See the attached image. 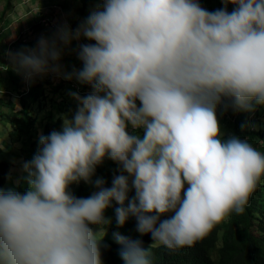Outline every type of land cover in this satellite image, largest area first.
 I'll use <instances>...</instances> for the list:
<instances>
[{
	"label": "clouds",
	"instance_id": "clouds-1",
	"mask_svg": "<svg viewBox=\"0 0 264 264\" xmlns=\"http://www.w3.org/2000/svg\"><path fill=\"white\" fill-rule=\"evenodd\" d=\"M221 4L102 0L75 29L56 25L15 54L28 76L54 72L91 91H70L75 111L39 137L22 164L27 188L0 189V264H102L113 202L117 225L134 217L153 241L144 248L114 232L124 264H154L152 247H190L245 211L264 178V151L225 136L217 111L264 105V0ZM81 37L95 43H79L82 66L63 71L64 48ZM105 158L119 173L110 186L94 178ZM80 181L93 186L89 196L71 192Z\"/></svg>",
	"mask_w": 264,
	"mask_h": 264
},
{
	"label": "trees",
	"instance_id": "trees-1",
	"mask_svg": "<svg viewBox=\"0 0 264 264\" xmlns=\"http://www.w3.org/2000/svg\"><path fill=\"white\" fill-rule=\"evenodd\" d=\"M199 2L202 7L209 11L217 9L215 0H199ZM12 4L13 0L6 2L4 7L6 10L0 13V69L5 71L4 75H6V81L9 84L18 85L26 82L27 78L29 82L35 78L36 85L33 89L30 88L26 94L18 87V90L12 93L13 97L9 99L0 97V189L11 188L23 192L27 188V183L23 179L26 175L22 170L23 162L32 159L39 147L41 135L46 136L52 130H59L62 124V116L70 117L72 115L76 109L77 101L69 93L76 91L80 95L79 89L82 85L78 84L75 78L65 79L54 72L23 77V69L20 68L17 61L18 69L15 68L11 60L12 57L9 56L11 49L16 50L17 53L34 48L40 37H47L41 31L46 28L55 30L57 27L45 25L46 21L44 20L47 19L49 22L55 20L52 15L34 16L31 20H34L35 23L22 28L15 41L12 38L13 41L6 44L3 41V33L6 30L5 22L8 21L6 12L12 7ZM58 5L63 10L62 5ZM83 9H80L79 14L84 12ZM71 19L74 20L73 17ZM10 26L11 32L9 30L8 32L12 36L13 25ZM25 34L27 39L24 38L26 37ZM33 36L35 37L33 38ZM69 57L64 56L59 62L69 59ZM61 65L62 70L66 71L67 69L63 67L67 64L61 63ZM31 94L35 95V99L32 100L27 97ZM254 110L222 112L218 109L217 119L221 125L226 124L230 130L225 133V136L233 132L241 138H247L254 146L261 147L260 151H264L263 127L257 126L259 137L255 133V124L258 116L264 113V105L259 107V112H255L257 117L253 113ZM250 113L252 114L251 118L247 116ZM107 159L105 158L102 164L97 165L94 178L95 176H102L105 179V186H110L113 174L119 173L106 169V166L110 167L109 163L113 166L116 165L112 163V160L107 161ZM16 165L20 172L13 171ZM69 188L77 197H87L94 190L92 185L86 184L84 181L70 184ZM263 188L264 178L251 192L242 214L230 213L225 219L213 225L208 233L195 241L192 246L177 250H168L162 245L152 247L154 264H264ZM115 206L117 205L113 202L112 208L108 207L104 211V215L109 217L111 222L103 227L106 229L105 233L112 235L110 237L104 235L99 242L102 264H124L120 256L123 246L113 238V233L117 232L113 211ZM125 224L119 225L118 230L127 231ZM91 227L95 231L99 226L91 225ZM138 239L142 241L144 248H148L153 243L150 233L140 234Z\"/></svg>",
	"mask_w": 264,
	"mask_h": 264
},
{
	"label": "rangeland",
	"instance_id": "rangeland-1",
	"mask_svg": "<svg viewBox=\"0 0 264 264\" xmlns=\"http://www.w3.org/2000/svg\"><path fill=\"white\" fill-rule=\"evenodd\" d=\"M9 0H0V13H2L4 10H6L4 7L6 5V2H8ZM216 1V6L217 8L221 7V2L220 0H215ZM102 2V0H36V2H34V0H13V4L12 7H10L7 12H6V17L8 18L7 23L5 22V32L3 33V41L7 44L10 43V41H15V39L20 35V31L22 28L25 27H29V24L31 23H35L34 20H31L34 18V16H40L42 14V16H53L55 18L54 21L52 22H45L46 26H53L57 25V27L59 25L62 24H67L69 26L70 29H74L76 28L79 23L89 14V12L91 10H93L98 4H100ZM62 5L63 10L61 9L60 5ZM84 6V9H83ZM232 5L229 4L228 5V10L230 11L232 9ZM79 9V10H78ZM80 9H83L84 12H81V14H79ZM74 18V20L72 21L71 18ZM69 19H71L69 21ZM10 20V21H9ZM12 27V36L10 35V30H11V26ZM74 27V28H73ZM8 30L10 32H8ZM56 30V29H55ZM55 30H51V29H44L43 31H41V33H43L45 36H51ZM26 35V34H25ZM9 36V37H8ZM35 36H33L34 38ZM13 38V39H12ZM24 38H28L27 35ZM7 39H10L9 41H5ZM12 39V40H11ZM73 42H75L77 45L79 43H95L94 41H88L86 38L81 37L80 42L73 40L71 41V43L69 45H67V47L64 48L61 58L62 59L64 56H66L67 58L69 57V59L63 60L61 63H65L67 64V66H64V69H67L66 71L68 72L69 70L73 69V68H80L82 66V62L78 59L76 52L74 51V49L77 48V45L74 44ZM16 54V50L11 49V52H9V56H11V60L13 61L15 68L18 69V65H17V59L15 57ZM0 59H1V55H0ZM6 59V58H4ZM5 64V61H4ZM4 70L0 69V97H4V98H11L14 95L12 94L14 91L18 90V87L21 88L22 91H25L24 94L27 93V91L30 88H34L36 85V79L32 78L31 79V83L28 81V78L26 80V82L23 83H19L18 85H14V84H9L6 81V75H4ZM23 77H27V74L24 72L23 70ZM76 81V80H75ZM78 84H80L78 81H76ZM30 83V84H29ZM82 85V87L80 86L79 91L81 92V96L87 95L90 91L91 88L89 85L86 84H80ZM76 92V91H75ZM28 98H31L32 100L35 99V95L31 94L30 96H27ZM74 99V98H73ZM35 102V101H34ZM137 103H139V101H137ZM36 104V103H35ZM261 105L257 106V109L254 110V115L255 112H259V107ZM251 113L247 114V116L249 118H251ZM259 118L256 121V136L259 137L258 132H257V126H261L264 129V113L260 114L258 116ZM221 130L222 132L225 133L229 132V128L228 126L225 125H221ZM129 131H132L131 129H129ZM230 134H234L233 132H231ZM259 150H261V147H258ZM110 159H107V161H109ZM112 163H115L114 161H112ZM109 166H106V169L108 171H117V164L116 165H112L111 163H109ZM13 171H19V167L16 165L13 168ZM20 172V171H19ZM18 177V176H17ZM134 195V190L129 192V196ZM263 201H264V188H263ZM112 208V206H111ZM115 221V220H114ZM125 226L127 228V231H122V230H118L119 229V225L116 224L115 222V228L117 230V232H119L122 235H126L129 236L133 239H137L139 238L140 233H138L135 229V218L134 217H129L128 220H126L125 222ZM124 226V227H125ZM122 229V227H121ZM105 235H107L108 237H110L112 234L108 235L107 233H105Z\"/></svg>",
	"mask_w": 264,
	"mask_h": 264
},
{
	"label": "built area",
	"instance_id": "built-area-1",
	"mask_svg": "<svg viewBox=\"0 0 264 264\" xmlns=\"http://www.w3.org/2000/svg\"><path fill=\"white\" fill-rule=\"evenodd\" d=\"M44 21H46V22H49V21H47V19H46V20H44ZM53 26H56V25H54V24H53Z\"/></svg>",
	"mask_w": 264,
	"mask_h": 264
}]
</instances>
